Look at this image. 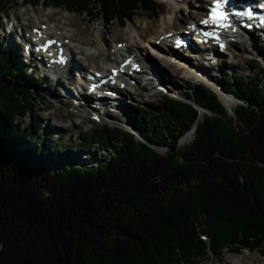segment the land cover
Returning <instances> with one entry per match:
<instances>
[{
	"label": "trees",
	"instance_id": "16d2710c",
	"mask_svg": "<svg viewBox=\"0 0 264 264\" xmlns=\"http://www.w3.org/2000/svg\"><path fill=\"white\" fill-rule=\"evenodd\" d=\"M18 2L122 25L160 9L154 0H0V12ZM0 52V264H190L251 246L264 253V77L224 73L222 91L240 102L235 118L203 84L137 108V135L105 125L97 140L71 148L97 145L96 163L85 165L70 154L49 158L57 151L39 145L40 122L15 123L35 96L2 43Z\"/></svg>",
	"mask_w": 264,
	"mask_h": 264
},
{
	"label": "rangeland",
	"instance_id": "374dc122",
	"mask_svg": "<svg viewBox=\"0 0 264 264\" xmlns=\"http://www.w3.org/2000/svg\"><path fill=\"white\" fill-rule=\"evenodd\" d=\"M158 1L160 3V9L156 13H152L150 15L140 13L139 15L135 16L134 19L127 21L126 25H122L119 21H114L111 23H106L104 21L92 22V20L86 15H79L69 12V16H71L70 18L73 19L70 22L65 18L67 16V13L64 11L65 9L60 10L53 7L46 8L44 5L25 6L23 2H18V4L16 5L13 4L14 7H12L7 13H4V15H7L8 17L10 15L16 17L19 22V27H23L26 33H30L31 30L34 29V27L43 28L44 26H46L47 30L51 29L53 33L52 35H49L48 38L58 39L60 38L59 35H65L69 37L70 35L75 34L78 28L79 30H82V34L81 36H79V40L84 43L83 40L85 39L87 41H90L89 43H85L86 45L81 44L79 40H73V43H70L68 41L66 42L70 43V47L82 50L85 55H98L96 56L97 58L91 61V64H83L82 62H80L81 58H77L79 60V62H76L77 66L79 65V67L85 70H89L91 69L90 67H92V65H95V67H97L98 69L106 67V70L109 71V67L113 65V63L118 59L119 56L125 53V50H127L130 53L137 55V57L140 58L147 66L152 67L153 65H155L158 67L154 68L153 70V74H158L160 80L158 84L162 86L171 84L173 86L171 87V91L165 89L167 92H162L157 89V81L153 76H151V78H153L151 79V81H148L146 85L135 87L138 89V92H135L133 88L131 89V94L133 95L132 100L129 99L128 95H126L127 101L126 98L123 97V101L125 104L120 108L121 111H116L115 114L113 112L105 115V117L103 118L105 123L98 124L89 121L90 116L86 113V111H92L93 109L91 106H83V108L80 110L75 109L78 107H73L70 104L69 106L65 107L64 100L70 101V99L66 97H58L57 90L59 87H61V91L66 89L71 90L70 86H66V84L60 80L55 85L54 83L40 82L41 77L40 75L36 74L34 77H32L33 80L29 79L30 81L27 85V88L31 90L35 96L34 108L31 111H28L25 118L21 119L20 125L23 127H30V125L32 124V120L40 121V123L42 124V129L37 133V136H42V133L44 135L43 137H45V142H43V144L40 143L39 145L46 144V148H49L48 144L50 143L53 147H55V151L58 152L54 153V156L51 152L49 158L57 160L59 156L58 154H66L68 153V149H70L69 152L73 149V151L77 150V143H79L80 139H82L83 137L89 139L90 137L94 136L97 140V136L94 133L104 124H122L120 127L136 135V131L132 128V115L130 114V116H127V111L130 107L133 112L137 108L141 110H150L151 104L161 102L164 95H172L176 98H182V96L186 92L193 90L195 86L199 85V79L204 82L205 79L192 74L188 75L187 72H183L182 68L178 65H172L170 63V60L165 57L164 53H162V49L164 48V46H158L155 43L153 45L148 44V39L164 32L163 29H165V32L178 29L181 26V23L191 21V16L188 15L186 7L181 3L179 4V10L176 11L175 14L173 11H171V8L172 4H174V1L177 2L176 0H163L161 2L160 0ZM51 15H55V18L53 19L54 21L50 18ZM2 17L3 16L0 13V20ZM63 18L65 19L63 20ZM60 19L63 24H61L62 22L60 21ZM2 21L3 19L0 21L1 24L3 23ZM66 22L68 25H70L69 28ZM17 32H19V28L17 29ZM5 35H7L6 31L0 29L1 43L2 41H4L3 36ZM101 37L105 38L106 47L102 46ZM14 40L16 39L13 38V41ZM243 40H248L247 36L246 38L238 41L240 45H233L230 51L225 52V55L227 56H225L226 61H224V64L221 63L213 66L211 63L209 66L210 70L201 68L202 65H209V63L205 62L206 58H208L205 53H202V55H199L198 57H193L191 55H189L188 57H183L180 54L178 55L179 57L188 61L189 67L193 69L200 67V70H198L199 73L206 77L213 78L214 75L217 74V72H214L217 71L218 68V75L220 74V76L218 77V81L220 82H222L223 76L226 75L224 73L233 75V77L241 74H246L249 79L264 77V73H262L260 70L252 72L251 68L255 69V66L250 63L252 59H256L258 60V62H261L260 64L264 67V55H262V52H264V45L258 47L257 49H253L251 42H249L243 47ZM23 41H25L24 37ZM119 45H122V48H119ZM118 49L120 50L119 52ZM165 50L167 51V47H165ZM25 51L26 50H24V48H21L19 52L23 56V54H25ZM256 52L261 53H259L260 55H256ZM139 53H141L142 55H140ZM234 54L240 55L236 67H233L231 65V62H233L234 59ZM211 59L212 62H216L214 58ZM15 61L17 63V59ZM19 70L20 69H16V71ZM138 83L142 84V81L139 79ZM138 94H140L141 96ZM262 96L264 97V87L262 90ZM220 99L222 100V98ZM222 104L229 118H235L236 116L234 111L236 110V107L238 105L237 102H234L231 107H228L223 102ZM74 113L85 118L83 120L80 118H73L72 114ZM95 113L99 114L101 112ZM203 113L206 114L207 112L204 110ZM86 118L88 120H86ZM123 119L129 121L127 122L128 125L123 122ZM17 120L15 122L16 124ZM50 124L57 130V132L59 130L63 131L62 134L64 136L62 138L54 136V131H52V133H48L45 127L49 126ZM44 132L48 134H44ZM57 134L58 136L60 135L59 132ZM193 140L194 130H191L187 135L181 138L178 150L180 152L184 151V149L189 146ZM21 147L34 149L35 146L30 140H23V145ZM95 147H97V145H94L88 150H81V152L78 154L82 160L86 161L84 163L85 165H89V163H96V157L93 156L94 152L92 153ZM160 151L162 150L160 149ZM112 152L113 150H106L102 151L101 154L108 156L112 154ZM90 153H92V155H90ZM70 157H73V155H71ZM90 158H93V160L91 162L87 161ZM98 158L100 160V157ZM103 159L105 160V158ZM251 245H253V243ZM255 248L257 247L251 246L250 249L243 251L242 255L230 253L222 256L211 255L209 258L190 264H223V261H228L229 264H264V253H261V249Z\"/></svg>",
	"mask_w": 264,
	"mask_h": 264
},
{
	"label": "bare ground",
	"instance_id": "6f19581e",
	"mask_svg": "<svg viewBox=\"0 0 264 264\" xmlns=\"http://www.w3.org/2000/svg\"><path fill=\"white\" fill-rule=\"evenodd\" d=\"M159 6H160V3H159V1L158 0H154ZM161 1H163V0H160V2ZM180 1H182L183 3L185 2V0H180ZM179 3L178 2H175L174 1V4H172V8H171V11H173L175 14H176V11H178L179 10ZM61 10V9H60ZM66 13H67V16L65 17L66 18V20H68V21H70L71 22V20H73V19H71L70 17L71 16H69V12H67L66 10H64ZM56 13V12H55ZM49 15V14H48ZM55 15H51L50 16V18L53 20L55 17H54ZM65 18H63V20L65 19ZM50 19V20H51ZM56 19H57V17H56ZM59 19V18H58ZM54 21V20H53ZM58 21V20H57ZM60 21H61V19H60ZM56 22V21H55ZM62 22V21H61ZM60 22V23H61ZM58 23V22H57ZM72 23H73V21H72ZM61 24H63V22L61 23ZM66 24H67V22H66ZM67 26H68V28L70 27V25H68L67 24ZM79 26V25H78ZM64 27V26H63ZM169 27V26H168ZM34 28H37V29H39V30H41V28H39V27H34ZM77 28V27H76ZM165 28V27H164ZM44 37H47V36H49V35H52L53 33H52V31H51V29H48L47 30V28L45 27L44 29ZM47 30V31H46ZM68 31V30H67ZM163 31L164 32H162V33H160V34H158L157 36H155V37H150L149 39H148V44L149 45H153L154 43H156V41L157 40H159V38L162 36V35H165V34H167V33H169V32H171V30L170 31H167V32H165V29H163ZM81 34H82V30H79V28L77 29V31L75 32V34H73V35H70L69 37H67V36H65V35H59V37L60 38H58L59 40L58 41H64V42H66V41H70V42H73V40H79V36H81ZM255 35H258L257 33H255L254 34V36ZM13 36V38H16V36H14V35H12ZM24 37V39H25V35L23 36ZM23 37H22V39H23ZM43 37V38H44ZM9 38V39H8ZM102 39H101V42H102V46H105V38H103V37H101ZM49 40V38H46L45 40H44V42L46 41V40ZM83 40V39H82ZM26 41V40H25ZM25 41H23L22 40V42L20 43V44H18L17 42H16V40H14L13 41V39H11L8 35H5L4 36V46L5 47H10V48H14V49H8V50H10V51H14V52H16L17 53V51H18V53H19V57H18V60H17V63L16 64H14V67L16 68V69H20V67H27L28 66V63H25V62H23L22 60H21V57H22V54H20V50H21V48H23V43L25 42ZM80 41V40H79ZM83 42L84 43H82V41H80V43L81 44H85V43H89L90 41H87V40H83ZM249 42H251V45H252V48L253 49H257L258 47H261L262 45H264V41H262V42H260V43H257V40H255L254 39V37H251L250 39H248V40H243L242 41V44H243V47L246 45V44H248ZM27 43V42H26ZM26 43H25V46H26ZM237 44L238 45H240L239 44V42H236V44L234 43V45H236L237 46ZM11 45V46H10ZM43 45H44V43H43ZM86 45V44H85ZM162 46H164V48L162 49V53H164L165 54V57L166 58H168L169 60H170V63L172 64V65H178L179 67H181L182 68V71L184 72H187V74L188 75H190V74H192V75H194L193 74V72L194 73H196L198 76H200L201 78H203V79H205V80H208V81H210L211 83H212V85L215 87V89H211V90H213L217 95H219V93H220V89H219V86H220V84H219V81H218V77L220 76V74L218 75V68H217V71H215L214 73H216L217 72V74H215L214 75V77L213 78H211V77H206V76H204V75H202V74H200L199 73V71L198 70H200L199 68L200 67H197L196 69L197 70H195V69H193V68H191V67H189L188 65H189V63H188V61L187 60H185V59H183V58H181V57H179V55L178 54H180L181 56H183V57H188L189 55H191V56H193V57H198L199 55L201 56L202 55V53H205L206 54V56L208 57V58H206V60H205V62H207V63H209V65L208 66H205V65H202V69H205V70H210L209 69V66H210V64L212 63V65L214 66H216L217 64H221V63H225L224 61H226L225 60V56H227V55H225L223 52H221V51H219V49L218 48H214L212 51H205V50H202V49H199V48H197V47H194V46H192V47H185V48H183L182 49V52H177L176 50H174V49H171V48H169L167 45H165V44H161ZM106 47V46H105ZM165 47H167V51L165 50ZM239 47V46H238ZM133 48V47H132ZM75 49V51H77L78 53H79V55H81L82 57H81V62L83 63V64H85L86 62H88L90 59H92V60H94L95 58H97L96 56H98V55H96V54H87V55H85L84 54V52L82 51V50H80V49H78V48H74ZM121 50H123V49H121ZM120 50L118 49V52H119ZM176 51V52H175ZM256 53H261V52H256ZM140 55H142L141 53H139ZM163 54V55H164ZM262 55H264V52H262ZM107 56V55H106ZM178 56V57H177ZM24 58H25V55H24ZM174 59V60H172V59ZM211 58H214V60L216 61V62H212L211 60ZM233 62H231V65L233 66V67H236V65H237V61L239 60V58H240V55H238V54H234L233 55ZM227 59V58H226ZM106 60V59H105ZM177 61V62H176ZM195 62H197V61H195ZM251 63V62H250ZM254 66H255V69H257V70H260V68H259V66H256L254 63H252ZM81 67H79V65L77 66V63L75 62V60H74V62L72 61V63H71V66H70V70L67 72L68 73V75H69V81L71 82V83H75V75H78V76H81V73H82V70H83V68H81ZM90 68H92L93 70H96V71H100V70H98L97 68H94V67H90ZM152 68L153 69H151L150 70V72L151 73H153V70H154V68H158L157 66H155V65H153L152 66ZM213 69V68H212ZM211 69V70H212ZM102 70H105V67H103L102 68ZM28 71V70H27ZM225 71V70H224ZM76 73V74H75ZM36 75V74H35ZM160 76V75H159ZM154 80V79H153ZM59 81V80H58ZM57 81V82H58ZM37 82V81H36ZM40 82H44V81H40ZM56 82V83H57ZM49 83V82H48ZM64 83H66V82H64ZM155 83V82H154ZM157 85H159V86H161L160 84H158V83H156ZM55 85V84H54ZM67 86V85H66ZM163 87L165 88V89H168V90H170L171 91V87H173L171 84L170 85H163ZM207 88H209L208 86H206ZM88 88H89V86L87 87V89H86V92H84L83 94H81V95H77V94H75L72 90H63V91H61L60 89H61V87H59L58 88V97H66V98H69L70 99V101L69 100H64V103H65V107H67V106H69V104H71V103H73L74 104V106L75 107H78V108H75V109H78V110H80V109H82L83 108V106H87V107H89V106H91L92 107V111H95V106L94 105H98L99 107H101V110L103 111L102 113H106L105 111L108 109V108H112L111 109V113H113L114 112V114H115V112L116 111H121L120 110V108L125 104L124 103V101H123V97H125L126 98V101H127V96L126 95H128L129 96V99L130 100H132L133 99V95L131 94V89L133 88L134 89V91L135 92H138V89L137 88H135V87H125L121 92H120V96L119 97H117L118 98V100L116 101V102H110V101H108L107 100V98L105 99V95H103V96H101L100 98H98V100L97 101H95V99H93V97L91 96V95H89V93L87 92L88 91ZM210 89V88H209ZM60 94V95H59ZM138 95H140V94H138ZM141 96V95H140ZM63 100V99H62ZM233 100H234V98L232 97H224V98H222V102L225 104V105H227L228 107H231L232 106V104H233ZM91 101V102H90ZM129 104H131V103H129ZM118 108V109H117ZM132 112H133V110H131V107L129 108V110L127 111V116H130V114H132ZM73 115V118H80V119H84L85 117H83V116H80V115H78V114H76V113H74V114H72ZM26 116H24V117H22L21 119H23V118H25ZM21 119H20V121H21ZM86 120H88L87 118H86ZM123 122L126 124V125H128V123L127 122H129V121H127L126 119H123ZM19 124H20V122H18ZM33 126V120H32V124L30 125V127H32ZM46 128V131L48 132V133H52V131H54V133H53V135L54 136H57V137H60V138H62L64 135L62 134L63 133V131H61V130H59L58 132L60 133V135L58 136V132H57V130L54 128V127H52V125L50 124L49 126H47V127H45ZM48 133H45L44 132V134H48ZM42 134V133H41ZM43 135V134H42ZM44 138V142H45V137H43ZM48 146L49 147H52V144H48ZM70 150V149H69ZM53 153V156H54V152H52ZM56 153H58V152H56ZM59 157V156H58ZM243 261V260H242ZM250 263V262H249ZM223 264H229V262L228 261H223Z\"/></svg>",
	"mask_w": 264,
	"mask_h": 264
},
{
	"label": "snow or ice",
	"instance_id": "6c2138e0",
	"mask_svg": "<svg viewBox=\"0 0 264 264\" xmlns=\"http://www.w3.org/2000/svg\"><path fill=\"white\" fill-rule=\"evenodd\" d=\"M225 0H216V7L211 13V19L213 23L220 24L223 27H228L226 23H223L228 19V15L222 10L224 7ZM261 7H264V5H261ZM236 15H246L251 16L252 13L249 12H243V13H236ZM203 23L207 24L208 21H203ZM262 23H264V18H262Z\"/></svg>",
	"mask_w": 264,
	"mask_h": 264
},
{
	"label": "water",
	"instance_id": "95a60500",
	"mask_svg": "<svg viewBox=\"0 0 264 264\" xmlns=\"http://www.w3.org/2000/svg\"><path fill=\"white\" fill-rule=\"evenodd\" d=\"M157 150H159V151H160V149H158V148H157Z\"/></svg>",
	"mask_w": 264,
	"mask_h": 264
}]
</instances>
